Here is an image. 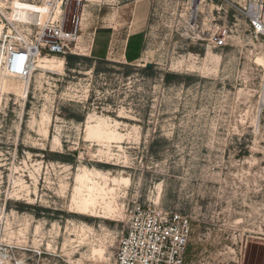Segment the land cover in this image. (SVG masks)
<instances>
[{
	"label": "rangeland",
	"instance_id": "1",
	"mask_svg": "<svg viewBox=\"0 0 264 264\" xmlns=\"http://www.w3.org/2000/svg\"><path fill=\"white\" fill-rule=\"evenodd\" d=\"M40 1L17 0L11 23L38 22ZM142 1L70 0L69 17L83 13L75 53L41 52L63 58L62 71L0 67V264H113L134 203L189 216L185 264H264V36L232 18L244 40L208 49L187 37L183 0ZM134 8L142 59L87 55L93 28ZM96 122L116 138L89 137ZM82 169L129 178L109 182L121 217L78 212Z\"/></svg>",
	"mask_w": 264,
	"mask_h": 264
},
{
	"label": "built area",
	"instance_id": "2",
	"mask_svg": "<svg viewBox=\"0 0 264 264\" xmlns=\"http://www.w3.org/2000/svg\"><path fill=\"white\" fill-rule=\"evenodd\" d=\"M16 1L0 0L2 71L27 75L40 51L74 54L83 13L74 12L70 18V0H41L36 9L38 22L24 28L11 23ZM182 7L187 37L199 46L217 50L243 41L232 18L243 21L244 31L255 40L264 36V0H183ZM41 9L45 10L43 17ZM191 232L188 215L159 204L134 203L117 242L113 264H185Z\"/></svg>",
	"mask_w": 264,
	"mask_h": 264
},
{
	"label": "bare ground",
	"instance_id": "3",
	"mask_svg": "<svg viewBox=\"0 0 264 264\" xmlns=\"http://www.w3.org/2000/svg\"><path fill=\"white\" fill-rule=\"evenodd\" d=\"M45 15V14H44ZM12 46V43H11ZM11 49V47H10ZM38 52L34 58L33 67H38L43 70L50 71H62L64 68V59L61 57H52L45 56ZM75 53V52H74ZM59 54V53H56ZM211 53L208 52L207 55ZM63 55L64 54H60ZM65 58V57H64ZM256 60L264 64V56H257ZM88 136L92 138H96L99 140L105 139H114L116 138V133L112 130H106L104 126L100 122H96L95 124L88 125ZM120 138V137H119ZM112 185L123 184L128 185L129 178L121 177V178H110L107 175L101 174L97 170H87L82 169L75 176V194L73 195V203L75 208L79 213L86 214L87 212L95 213L97 208H101L105 215H113L116 217L122 216V209L119 204L113 206L109 201L110 197H112L113 187L110 188V183ZM100 253H103V249L97 250ZM105 252V250H104Z\"/></svg>",
	"mask_w": 264,
	"mask_h": 264
},
{
	"label": "crops",
	"instance_id": "4",
	"mask_svg": "<svg viewBox=\"0 0 264 264\" xmlns=\"http://www.w3.org/2000/svg\"><path fill=\"white\" fill-rule=\"evenodd\" d=\"M141 3L145 4L144 1L137 0L136 7L141 6ZM128 4L130 3L123 6ZM133 12L134 17L124 20L117 27L95 26L85 48L87 55L97 61L117 60L129 65L140 61L143 57L145 43V33L142 27L144 15L136 8Z\"/></svg>",
	"mask_w": 264,
	"mask_h": 264
}]
</instances>
